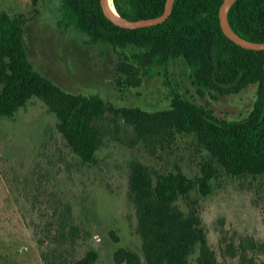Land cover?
I'll return each mask as SVG.
<instances>
[{
    "label": "rangeland",
    "instance_id": "obj_1",
    "mask_svg": "<svg viewBox=\"0 0 264 264\" xmlns=\"http://www.w3.org/2000/svg\"><path fill=\"white\" fill-rule=\"evenodd\" d=\"M0 12L26 19L25 46L36 70L66 92L99 95L115 109H169L176 92L219 118L241 120L258 99L256 84L229 95L198 89L182 60L148 74L139 69L133 79L121 64L138 67L134 49L89 44L86 36L61 24L59 0H0ZM99 125L103 143L96 162L84 163L42 99L34 97L12 117H0V264H46L45 255L72 263L90 251L98 254L94 264H126L115 259L119 249L137 253L140 264H146L129 196L135 160L154 177L177 170L195 177L202 163L214 162L218 172L210 194L193 190L176 205L199 215L214 264H264V173L230 175L193 134L165 132L138 140L133 127L114 111ZM66 204L77 227L73 234L59 226ZM199 256L198 244L188 263L199 264Z\"/></svg>",
    "mask_w": 264,
    "mask_h": 264
},
{
    "label": "trees",
    "instance_id": "obj_2",
    "mask_svg": "<svg viewBox=\"0 0 264 264\" xmlns=\"http://www.w3.org/2000/svg\"><path fill=\"white\" fill-rule=\"evenodd\" d=\"M59 1L61 24L86 36L89 44L134 49V63L139 68L121 64L131 78H136L139 69L148 74L154 67L167 68L170 62L182 60L201 90L229 95L256 84L258 99L253 110L241 120H226L176 92L169 109L155 112L115 109L99 95L66 92L34 68L25 46L26 19L0 12V117H12L32 98H40L56 114L58 130L74 154L84 163H95L103 143L99 121L114 111L133 127L138 140L150 141L165 132L193 134L230 175L264 173V50L242 48L223 33L219 10L224 0H175L166 21L137 29L114 25L104 15L100 0ZM113 2L121 17L128 20L157 18L166 4V0ZM228 20L240 36L264 42V0H236ZM124 58L131 60L127 55ZM217 172L214 162L206 161L195 177L181 170L159 172L154 177L143 162L130 164L129 196L136 208L146 264H189L188 257L198 244L199 264L215 263L199 215L194 210L184 213L176 201L193 190L210 194ZM59 226L72 234L77 231L69 204L61 210ZM97 257L90 251L72 263L48 255L45 260L46 264H94ZM115 259L141 263L137 253L126 249H119Z\"/></svg>",
    "mask_w": 264,
    "mask_h": 264
},
{
    "label": "water",
    "instance_id": "obj_3",
    "mask_svg": "<svg viewBox=\"0 0 264 264\" xmlns=\"http://www.w3.org/2000/svg\"><path fill=\"white\" fill-rule=\"evenodd\" d=\"M175 0H166L165 10L163 14L157 18H149V19H140V20H128L121 17L118 13L114 2L112 0L113 6L116 10L117 15L113 14V12L109 8V0H100V4L103 10L104 15L107 17L109 21H111L114 25L119 26L121 28L126 29H137L142 27H150L154 25H158L166 21L173 10V4ZM236 0H224L223 4L219 10V19L220 26L223 33L234 43L239 45L242 48L250 49V50H264V42L256 43L250 41L242 36H240L237 32L233 30L228 20V12L230 7L235 3Z\"/></svg>",
    "mask_w": 264,
    "mask_h": 264
},
{
    "label": "bare ground",
    "instance_id": "obj_4",
    "mask_svg": "<svg viewBox=\"0 0 264 264\" xmlns=\"http://www.w3.org/2000/svg\"><path fill=\"white\" fill-rule=\"evenodd\" d=\"M108 4H109V8L113 12V14L117 15L116 10L113 6L112 0H109Z\"/></svg>",
    "mask_w": 264,
    "mask_h": 264
}]
</instances>
